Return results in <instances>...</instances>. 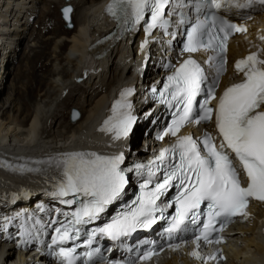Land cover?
<instances>
[{
  "label": "snow or ice",
  "instance_id": "6c2138e0",
  "mask_svg": "<svg viewBox=\"0 0 264 264\" xmlns=\"http://www.w3.org/2000/svg\"><path fill=\"white\" fill-rule=\"evenodd\" d=\"M168 2L114 0L109 11L133 24L148 16L150 22H146V31L150 35L153 28L164 27V8ZM209 3L217 10L225 7L231 10L249 9L256 3L264 5V0H244L243 3L240 0H209ZM70 11L67 9L66 14ZM246 31V27L223 19L217 25L215 17L211 28L203 22L191 27L183 51L195 53L205 49L216 53L209 59V67L215 66V75L210 79L204 68L189 58L167 77L162 91L152 89L162 103L174 109L171 126L158 138L171 135L177 140L148 164L121 167L122 154L73 153L59 159L58 166L64 178L58 183L56 194L60 197L72 195L73 200L63 202L77 203L78 207L71 213L68 223L56 229L53 244L65 245L78 240L80 225L100 219L110 205L122 201L114 216L89 231V247L98 236L119 240L137 229L151 228L158 219H165L166 208L175 205V215L167 231L179 232L188 224L199 225L193 238L199 249L201 242L221 243L223 238L214 234L222 232L233 218L247 216L251 200L264 202V58L253 53L239 60L235 67L243 80L228 87L218 103L210 106L216 99L220 76L226 71L227 40L235 32ZM130 94V90L122 94L121 100L113 106L112 116L101 128L111 133L114 140L126 139L136 122L132 106L126 99ZM197 97H201L199 102ZM213 119L222 138L219 144L207 132L200 138L177 136L186 125H200ZM241 172L246 176V184L242 183ZM129 173L140 177V183L138 194L125 201L131 180ZM173 188L174 197L169 198L167 204L158 203ZM170 247L177 249L180 245ZM98 252V248L87 252L88 261L91 262ZM155 254L146 251L139 259L148 260ZM56 255L61 264H76L78 259L76 247L61 246ZM191 255L201 261L217 259L216 255L205 258L198 250Z\"/></svg>",
  "mask_w": 264,
  "mask_h": 264
},
{
  "label": "bare ground",
  "instance_id": "6f19581e",
  "mask_svg": "<svg viewBox=\"0 0 264 264\" xmlns=\"http://www.w3.org/2000/svg\"><path fill=\"white\" fill-rule=\"evenodd\" d=\"M17 1H2L6 3L3 6H5V11L8 14L4 15L3 12L0 13V21L2 20L4 22V24H0L1 41H6V37H8L7 42H10L8 41L9 37H21L22 33H25L23 31L29 29L27 24L20 26L18 28L19 30L15 31L16 27H18L17 23L25 22L26 24L30 16L35 14L34 6L31 10L24 6L25 11L21 8L19 10L20 14H23L22 18L27 20L21 21V19L16 20L14 18L15 23L12 24L15 28L12 29L11 26L9 27V24H11L9 17L14 14L15 7H19V4H16ZM48 1L52 5L51 0ZM103 1L105 0H72L70 2L57 0L55 5L60 12L65 5L77 6L78 10H85L88 5L93 8L89 10L92 12L91 15L89 11L88 13L84 11L80 13V18L83 19L80 24L77 21V15H75L74 10L71 14V22L73 24V28L71 29L65 27L63 18H61V21L64 23V27L63 24L54 23L51 13H43L40 21L46 18L47 23L44 24L41 31L53 34L55 36L54 42L42 43L43 47H40L41 50L35 54V58L28 59L26 66L34 71V75L30 79L32 83L27 87L25 98H22L20 90L14 84V82L22 79L19 72L14 76L13 83L11 84V93H9L6 99H0V149L4 150V154H1V157L10 161L13 164L11 165L15 168H21L19 166H22L25 169L23 173H18L14 171L15 169H1L0 185H4V181L8 182L10 180L8 177L16 179L14 177L19 176L18 174L32 177L35 180L34 183L23 188L26 192H12L11 190L6 192L5 190V192L0 193V211L26 206L34 212H37L38 209L33 206V203L38 200L47 205L56 204L47 195V191L50 189L49 184L55 183V180L58 179L55 163L61 157H65L64 154L66 152L60 149L62 146L73 144L71 149L74 151L90 147L102 153H109L110 155L120 153L123 148L122 143H120L119 147H116L115 142L108 135L99 133L101 136L100 139L107 141L114 148H111L107 143L102 144L96 141L99 138L96 132L109 113L112 96L120 87L130 82L132 78L130 70H127V67L123 66L121 62L123 57L128 56L130 58L133 55L130 49L123 50L118 45L112 48L111 43L101 46L98 49V54L103 56L100 60H94V57L91 59L87 53L88 43L91 41L95 42L97 39H104L106 34L113 29V24L102 16L101 4ZM250 12L249 14L251 15L248 17H251L249 18L250 21H254L251 26L263 25L264 11L252 8ZM229 19L232 20L233 18L229 16ZM1 30H5V34L1 33ZM70 34H73V36H70ZM57 40H61V42L58 44ZM69 43H72L70 48L68 47ZM12 44L13 42L8 43L7 49ZM248 50L252 51L253 49L251 43L246 38L243 40L232 39L227 44L226 57L227 63L230 66L220 79L217 88L218 91L222 92L224 85L227 83L240 81V78L235 76L231 71V65L237 58L243 57ZM62 52L64 53L61 54ZM5 53L4 51L0 56V94L5 89V82L3 83V80L5 76L6 78L8 77L9 64L11 63V59L5 56ZM50 57H54L56 60L64 59L68 63V66L66 70L64 69L60 73L53 69L49 70L47 64L43 66L42 71L49 72L48 80L51 83L50 89L43 96L45 99H49L50 102L46 103L44 108L37 103L32 115L30 113V103L34 100L35 94L47 84L44 76L35 73L37 63ZM58 75L62 76L61 82L55 81V77ZM78 79H82L83 83L79 84ZM66 90L70 92L67 93L68 95L66 94L67 96L65 95L63 97L65 100L62 101L61 95ZM61 106L65 108H69L70 106L79 107L82 112L81 120L77 123L65 125V114H61L58 111V108ZM149 106L143 105V107L137 110V116L141 123H137L133 130L134 137L143 133L141 129L142 125L146 124L145 121L148 118L146 116L147 113H151L147 127L155 117H158L162 113L160 107ZM9 109L11 113H15L13 119L8 115ZM31 117L33 119L31 125L28 129H24L27 128ZM60 119L63 120L61 121V127L65 130L56 133L53 128ZM49 121L51 122V130L49 129L50 126H48ZM39 125H42V127L46 126V129L42 130L40 135V132H38ZM141 145L142 143H140ZM136 148L137 144L134 148L135 152L139 153V156L144 155V147ZM30 156L33 157L31 159H24ZM42 161L45 162V165L40 164ZM252 212L253 216L247 221L237 222L229 229L227 236L229 241V254L225 262L221 264H264V237L261 234V221L264 220V207L253 209ZM10 242V240L4 243L0 242V264H21V258L15 256V249L9 248L4 254L3 246L11 245ZM159 264L194 263H191L185 257L172 255L171 259H161Z\"/></svg>",
  "mask_w": 264,
  "mask_h": 264
},
{
  "label": "rangeland",
  "instance_id": "374dc122",
  "mask_svg": "<svg viewBox=\"0 0 264 264\" xmlns=\"http://www.w3.org/2000/svg\"><path fill=\"white\" fill-rule=\"evenodd\" d=\"M4 0H0V12H2V10H4V3L6 2H2ZM35 1V2H34ZM52 5L50 4V2L47 0H18L16 2V4L18 3L20 6L24 7L26 6L27 9H30L34 6V10H35V14L31 15L30 18L31 22H27L25 24V22L21 23L20 26L23 25H27L29 26L28 30H24L22 33L21 37H16V38H9L10 43L13 42V44L8 48L11 49V51L8 53L7 50L5 51V56H8L11 59V63L9 64V71H8V77L3 80V83L5 82V89H3V91L0 94V99H6V97H8L9 93H11V84L13 83V79L14 76L17 75L19 72L21 74L22 79L20 81H16L14 82V84L18 87V90H20L21 96L22 98H25V93L27 91V87L32 83L30 82L31 77L34 75V71H32V69H29V67L26 66V64L28 63V59H32L35 58V54H37L38 52H40L39 50H41L40 47H43L42 43L44 42H54V38L55 36L49 32H44L41 31L42 27L44 26V24L47 23L46 18L40 21V18L42 17V14L45 13H51L52 14V18L54 23H60L63 24L64 27V23L61 21L62 18V14L61 12L56 8V2L57 0H51ZM6 4V3H5ZM50 5V6H49ZM73 7V11L75 10V15H77V21L80 22L83 21L82 18H80V13L82 11H84L85 13H88L89 10H92V6L88 5L86 7V9L84 10H78L77 6L71 5ZM30 12V11H29ZM90 15L92 14V12H90ZM23 19V20H22ZM27 19L21 18V21H25ZM15 21V20H14ZM46 21V22H45ZM65 22V21H64ZM15 23V22H13ZM13 27V24L11 23L9 25V27ZM65 27H67L66 23H65ZM12 32V31H11ZM20 32V31H19ZM70 36H73V34H70ZM58 44L61 42V40H57ZM56 41V42H57ZM17 43V44H16ZM18 45V46H17ZM72 46V43H69V48ZM12 47V48H11ZM14 47L15 50H14ZM52 47V45H51ZM67 47V48H68ZM64 52H62L61 54H63ZM47 64V67L49 70L53 69L56 70V72L60 73L62 72L64 69H67L68 63L63 59H58L56 60L54 57H50L49 59H44L42 62H38L37 63V70L35 71V73L42 75L46 78V86H44L37 94H35V98L34 100L30 103V113L33 115L36 105L37 103L40 104V106H42L43 108L45 107L46 103H49L50 100L49 99H45L44 98V94L45 92L50 89V81L48 80L49 78V72L48 71H42V68L44 65ZM61 75V74H60ZM58 75L57 77H55V81L56 82H61L62 81V76ZM83 81L79 82V84H82ZM71 90V89H70ZM70 91L66 90V92L63 93V95H61V100L64 101L65 99H63V97L69 93ZM68 95V94H67ZM66 95V96H67ZM58 111L62 114H65V125H68L70 123H77L78 121L81 120L82 118V112L80 111L79 107H75V106H70L69 108H65V107H59ZM10 118L13 119L15 113H11V110L9 109V114ZM74 116H78V119L75 122H72V117ZM31 120H29V123L27 124V128L24 129H28V127L31 125L32 122V117L30 118ZM61 121L63 120H59L56 125L53 128V130L56 133L62 132L65 129H63V127H61ZM51 122H48V126H50V130H51ZM60 125V127H59ZM39 135L42 133V130L46 129V126L42 127V125H39ZM19 176H16L14 178L16 179H12L10 177H8L10 180L8 182L4 181V185H0V193L2 192H6L7 191H12V192H24L25 190L23 189L24 187H28L31 183H34V179L32 177H26V176H22V174H18ZM7 187V188H6ZM19 188V189H18ZM22 188V189H21ZM31 188V186H30ZM3 189V190H2ZM29 190V189H28ZM26 192V191H25ZM17 194V193H16Z\"/></svg>",
  "mask_w": 264,
  "mask_h": 264
},
{
  "label": "water",
  "instance_id": "95a60500",
  "mask_svg": "<svg viewBox=\"0 0 264 264\" xmlns=\"http://www.w3.org/2000/svg\"><path fill=\"white\" fill-rule=\"evenodd\" d=\"M66 2H70L72 0H65ZM70 9V12H67L66 14V10ZM73 12V7L71 5H65L62 9H61V14H62V18L65 21L67 28L71 29L73 28V24L71 22V14ZM78 119V116H74L72 117V122H75Z\"/></svg>",
  "mask_w": 264,
  "mask_h": 264
}]
</instances>
